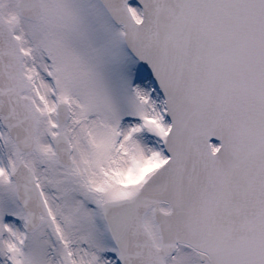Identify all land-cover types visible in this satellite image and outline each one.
I'll return each mask as SVG.
<instances>
[{"label": "snow or ice", "instance_id": "obj_1", "mask_svg": "<svg viewBox=\"0 0 264 264\" xmlns=\"http://www.w3.org/2000/svg\"><path fill=\"white\" fill-rule=\"evenodd\" d=\"M0 264H264V0H0Z\"/></svg>", "mask_w": 264, "mask_h": 264}]
</instances>
